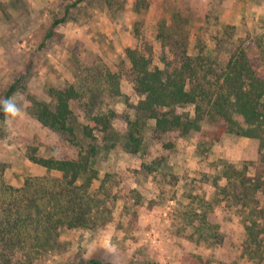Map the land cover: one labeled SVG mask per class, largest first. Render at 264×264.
Here are the masks:
<instances>
[{"label":"rangeland","instance_id":"rangeland-1","mask_svg":"<svg viewBox=\"0 0 264 264\" xmlns=\"http://www.w3.org/2000/svg\"><path fill=\"white\" fill-rule=\"evenodd\" d=\"M238 41L264 73V0H0V104L11 98L22 113L10 118L0 111V264H249L240 210L216 195L213 181L224 164L249 178L264 174L252 164L260 141L233 133L215 140L220 123L214 120L203 123V134L159 137L155 121L137 110L144 96L135 90L127 55L135 49L152 69L170 70L211 57L217 72ZM107 73L115 75L121 96L110 92ZM68 85L80 93L71 103L74 138L36 117L37 103L51 102L50 89ZM109 110L118 115L114 127L122 138L128 119L140 121L144 152L106 148L101 135L96 141L83 136L90 117ZM186 111L193 108L179 109ZM91 145L99 148L101 179L112 175V221L98 229L64 226L58 246L33 252L32 235L45 225L35 222L38 213L50 209L38 189L58 187L62 174L29 161V148L78 159ZM100 186L95 180L92 189ZM257 198L264 203V192Z\"/></svg>","mask_w":264,"mask_h":264},{"label":"trees","instance_id":"trees-1","mask_svg":"<svg viewBox=\"0 0 264 264\" xmlns=\"http://www.w3.org/2000/svg\"><path fill=\"white\" fill-rule=\"evenodd\" d=\"M63 22L65 19L55 21L54 26ZM127 55L135 72V90L144 96L137 110L155 121L154 131L159 137L175 132L183 136L193 131L203 134V123L218 121L219 129L213 136L215 140H219L224 133H233L260 141L258 161L252 164L258 172L263 170L264 73L257 70L255 55H252L250 47L238 41L227 65L217 72L214 61L210 62L211 57L206 59L199 56L201 61L197 63L190 58L180 68L170 70L159 67L152 69L148 59L135 49L129 48ZM216 73V80L209 82L208 78ZM106 84L113 96H121L114 74H106ZM49 93L51 102L36 105L38 121L52 131L74 138L76 129L72 125L71 103L79 100V90L75 85H68L51 88ZM188 107H192L193 112H179V109ZM117 116L114 110L96 113L83 127V136L96 141L97 134L101 135L106 148H117L121 144L133 154L144 152L145 138L140 121L128 119L129 131L122 138L114 127ZM164 147L170 149L172 145L166 144ZM82 151L78 159L68 155L45 157L34 147L27 152L29 161L43 167L49 174H62L61 179H55L61 183L58 187L38 189L39 194L49 197L50 209L38 213L37 220L31 213L28 214L27 219L45 223L32 235L37 238L36 243L28 248L33 252L48 251L58 246L59 232L64 226L69 229H98L112 221L110 205L116 199L115 195L114 199L112 197V175L107 173L101 179L95 164V157L99 153L97 145H91L86 150L83 148ZM143 166L151 170L147 165ZM95 180L101 181L98 190L92 189ZM224 180L226 183L223 185L221 181ZM213 183L216 195L240 210L246 262L264 264V203L257 198L261 191L264 192V174L256 172L254 178H249L244 169L224 164ZM84 264L109 263L91 259Z\"/></svg>","mask_w":264,"mask_h":264},{"label":"clouds","instance_id":"clouds-1","mask_svg":"<svg viewBox=\"0 0 264 264\" xmlns=\"http://www.w3.org/2000/svg\"><path fill=\"white\" fill-rule=\"evenodd\" d=\"M0 111L7 113L10 118H16L22 115L20 108L13 99H7L0 104Z\"/></svg>","mask_w":264,"mask_h":264}]
</instances>
